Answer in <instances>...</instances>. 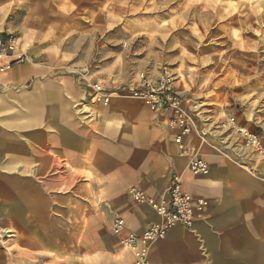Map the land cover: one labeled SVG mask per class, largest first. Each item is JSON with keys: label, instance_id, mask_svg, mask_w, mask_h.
<instances>
[{"label": "rangeland", "instance_id": "374dc122", "mask_svg": "<svg viewBox=\"0 0 264 264\" xmlns=\"http://www.w3.org/2000/svg\"><path fill=\"white\" fill-rule=\"evenodd\" d=\"M16 1L22 4L2 14L0 32L20 37L31 57L27 64L47 68L43 79L59 76L67 91L84 94L88 82L133 86L168 68L183 79L180 89L197 106L202 126L236 114L264 139V0ZM6 2L0 0V7ZM34 84L0 82V94L19 95ZM13 122L15 170L0 157V264L121 258L111 223L116 209L131 202L120 201L108 179L63 158L27 163L24 148L36 132L19 112ZM9 129L7 115L0 114V149ZM41 168L45 177H29ZM8 174L20 176L10 197L4 192Z\"/></svg>", "mask_w": 264, "mask_h": 264}, {"label": "crops", "instance_id": "0c3cea01", "mask_svg": "<svg viewBox=\"0 0 264 264\" xmlns=\"http://www.w3.org/2000/svg\"><path fill=\"white\" fill-rule=\"evenodd\" d=\"M21 4L8 0L0 7V21L10 7ZM22 48L27 52L23 43ZM48 74L47 68L27 62L0 72V82L11 86L35 82L32 90L19 95L0 94V114L7 115L10 127L8 142L0 149L8 171L16 168L18 148L12 130L16 129L13 121L19 112L25 116L27 129L36 132L32 136L36 143H26L24 148L27 163L39 162L43 166L63 158L78 170H90L97 173L96 177L108 179L117 198L131 202L116 209L125 223L122 235H141L151 223L159 221L148 204H137L128 196L131 186L141 188L152 198H164L172 173L178 171L184 191L208 202L192 227L176 225L164 239L151 245L152 262L264 264V180L259 177L264 173V161L256 160L250 151L240 155L232 147L237 138L227 144L223 130L212 125L213 133L204 144L195 133L184 137L183 145L200 146L210 165L207 174L195 175L187 167L189 158L181 154L182 146L176 143L175 131L167 126L165 114L127 97H114L110 103L94 105L86 89L84 94L67 91L59 76L55 80L43 79ZM176 84L181 88L183 79L179 78ZM183 96L190 103L188 96ZM18 102L23 106H18ZM206 106L202 111L209 110V104ZM82 164L86 167L82 168ZM47 173L41 168L29 177H45ZM6 178L8 188L4 192L10 197L17 194L20 176L8 174ZM113 235L123 254L121 258H107L104 264H132L134 256L123 248L122 235Z\"/></svg>", "mask_w": 264, "mask_h": 264}, {"label": "built area", "instance_id": "2783aa9c", "mask_svg": "<svg viewBox=\"0 0 264 264\" xmlns=\"http://www.w3.org/2000/svg\"><path fill=\"white\" fill-rule=\"evenodd\" d=\"M30 55L23 50L20 37L11 32H0V72L7 71L13 64L30 62ZM179 77L168 68H164L157 76H142L133 86L104 87L100 82H88L87 96L92 102L110 103L114 97H127L139 100L152 111L166 115L167 126L175 131V141L182 146L181 154L189 158L188 169L195 175L207 174L210 165L202 156L201 148L183 145L184 137L195 133L200 143L207 142L214 127L202 126L197 106L190 104L176 84ZM216 129L223 130L227 144L238 149L240 155L250 151L259 162L264 161V139L256 130L240 123L234 116L226 117L217 124ZM228 156V154L226 153ZM241 166L246 163L240 162ZM259 177L264 180V173ZM128 196L137 204H148L159 217L158 222L151 223L141 235L129 233L122 235L124 220L117 216L112 223L113 234L121 236L125 250L132 253V264H156L149 258L151 245L164 239L169 230L176 225L187 228L193 226L198 214L208 206L201 198H194L184 191L182 175L174 171L167 188L166 197L155 199L137 186H131Z\"/></svg>", "mask_w": 264, "mask_h": 264}]
</instances>
